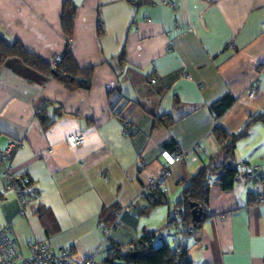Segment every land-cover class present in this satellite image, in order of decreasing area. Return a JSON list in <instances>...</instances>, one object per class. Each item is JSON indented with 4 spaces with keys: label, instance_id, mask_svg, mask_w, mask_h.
<instances>
[{
    "label": "crops",
    "instance_id": "0c3cea01",
    "mask_svg": "<svg viewBox=\"0 0 264 264\" xmlns=\"http://www.w3.org/2000/svg\"><path fill=\"white\" fill-rule=\"evenodd\" d=\"M161 1L0 0L6 38L53 64L68 41L77 65L92 68L90 88L70 90L19 57L0 66V149L10 140L22 144L11 155V172L17 182L27 177L35 185L21 214L0 163V227L11 221L22 255L27 242L38 240L54 253L67 249L71 264L96 249L94 264H105L113 244L148 235L154 246L186 248L191 264H264V187L244 175L229 189L208 177L198 228L183 235L168 223L181 181L221 160L214 128L234 133L264 114V0ZM67 5L73 7L68 39L60 18ZM256 78L257 92L249 95ZM226 94L233 102L216 117L211 105ZM36 108L44 109L47 128ZM161 116L171 121L155 126ZM69 135H82L83 143L70 146ZM195 143L197 159L171 167L166 202L142 214L141 190L166 165L163 150ZM230 158L257 166L264 177L263 122L230 144ZM112 225L102 241V229Z\"/></svg>",
    "mask_w": 264,
    "mask_h": 264
},
{
    "label": "trees",
    "instance_id": "16d2710c",
    "mask_svg": "<svg viewBox=\"0 0 264 264\" xmlns=\"http://www.w3.org/2000/svg\"><path fill=\"white\" fill-rule=\"evenodd\" d=\"M60 18L62 30L68 39L71 37L73 30V7L67 5L63 9ZM68 46L69 43L66 41L65 51L59 60H56L55 64H53L52 61H46L38 55L27 51L19 41L8 39L0 33V66L7 58L16 56L21 58L26 65L51 75L70 90L75 88L89 89L91 86L92 68L79 67ZM232 102L233 97L226 94L211 105V110L216 117H219ZM36 114L43 127L47 128L50 123L45 117L44 109L38 108ZM170 121L171 118L161 116L154 118V125L166 124ZM258 121L264 123L263 113L250 117L243 128L234 133H226L220 127L214 128L215 136L222 145V157L217 163L208 162L202 165L187 181H181L183 186L180 195L175 201L171 216L168 219V223H174L175 227H177L179 234H187L192 227L193 229L199 227L203 218L200 222L193 225L190 203L194 202L196 206L201 207L203 212L206 213L209 189L206 180L208 177L215 175L222 189L231 188L235 181L237 169L230 158V144L232 146L236 139L246 134L251 124ZM165 147L172 148V143H165ZM226 149L228 151L224 152ZM143 197L146 198L147 205L139 209L142 214H146L154 207L166 202L165 194L158 189L146 192ZM113 208L114 212L119 210V208L113 206L107 208V210H112ZM132 251H138L139 253L132 258L130 257ZM104 262L105 264H191L186 248L177 246L176 249H173L167 243L154 246L151 237L148 235L131 240L127 245L113 244L111 252L107 254Z\"/></svg>",
    "mask_w": 264,
    "mask_h": 264
},
{
    "label": "built area",
    "instance_id": "2783aa9c",
    "mask_svg": "<svg viewBox=\"0 0 264 264\" xmlns=\"http://www.w3.org/2000/svg\"><path fill=\"white\" fill-rule=\"evenodd\" d=\"M161 3L173 5L172 0H162ZM233 44V40L228 42L229 47H232ZM56 60H59V58H56ZM154 81H156V79L152 78L151 82ZM257 82L256 78L247 87L246 92L249 95H254L257 92ZM37 111L38 108H36V112ZM129 127V120L124 118L122 120V133L127 134ZM66 141L70 146H77L83 143V136L69 135L66 137ZM20 145L22 144L10 140L6 148L0 149V163L4 166L3 175L8 180L5 187L15 192L21 206L20 213L22 214L24 206L27 203V195L33 193L35 185L27 177L17 182L12 175L10 158L15 148ZM200 151L201 145L199 143H195L185 151L163 150L162 155L166 159L167 163L156 177L151 178L146 182L141 190V195L153 189H158L164 192V182L171 173V167L176 163L182 162L184 159H188L190 161L196 160ZM233 165L237 169L235 181L240 180L244 175L247 180L264 187V177L259 173L257 166L251 165L247 162H234ZM206 181L210 184L212 179L207 178ZM260 200L263 201L264 197H260ZM11 228V221L6 222L2 227H0V264H71L68 260L69 251L67 249H62L59 253H54L44 241L31 240L27 242L26 247L28 255H22L16 248ZM112 228L113 225L102 229V241L107 240ZM97 251L98 250L96 249L88 254L81 264H94Z\"/></svg>",
    "mask_w": 264,
    "mask_h": 264
},
{
    "label": "water",
    "instance_id": "95a60500",
    "mask_svg": "<svg viewBox=\"0 0 264 264\" xmlns=\"http://www.w3.org/2000/svg\"><path fill=\"white\" fill-rule=\"evenodd\" d=\"M190 206L192 207L191 218L193 221V225H195L197 222L201 221V219L203 218L205 213L203 212L202 208L199 206H196V204L194 202H191ZM138 253H139L138 251H132L130 253V257L134 258V257H136V255H138Z\"/></svg>",
    "mask_w": 264,
    "mask_h": 264
},
{
    "label": "rangeland",
    "instance_id": "374dc122",
    "mask_svg": "<svg viewBox=\"0 0 264 264\" xmlns=\"http://www.w3.org/2000/svg\"><path fill=\"white\" fill-rule=\"evenodd\" d=\"M179 245V244H178Z\"/></svg>",
    "mask_w": 264,
    "mask_h": 264
}]
</instances>
